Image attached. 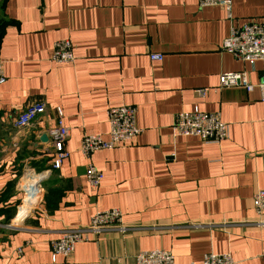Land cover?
I'll list each match as a JSON object with an SVG mask.
<instances>
[{
	"label": "crops",
	"instance_id": "0c3cea01",
	"mask_svg": "<svg viewBox=\"0 0 264 264\" xmlns=\"http://www.w3.org/2000/svg\"><path fill=\"white\" fill-rule=\"evenodd\" d=\"M263 19L264 0H232L230 16L198 0H0V264H135L156 249L174 264H200L208 253L264 264V212L252 205L264 191V102L256 88L219 87L225 74L259 82V62L220 47L232 28ZM60 40L72 45L71 63L50 60ZM34 103L44 114L15 128ZM122 106L134 107L141 133L92 155L103 180L90 187L80 141L106 139V111ZM57 108L68 158L53 170L50 139L39 137L55 128ZM196 111L218 113L227 139L177 137L175 115ZM108 209L120 211L124 231L51 261L63 230Z\"/></svg>",
	"mask_w": 264,
	"mask_h": 264
},
{
	"label": "built area",
	"instance_id": "2783aa9c",
	"mask_svg": "<svg viewBox=\"0 0 264 264\" xmlns=\"http://www.w3.org/2000/svg\"><path fill=\"white\" fill-rule=\"evenodd\" d=\"M199 7H221L230 16L232 0H198ZM221 51L230 54L237 60L253 64H261V74L256 86L249 84L245 73L221 75L220 88H242L251 92L256 88L259 98L264 102V19L260 22L252 21L232 28L227 38L222 41ZM151 60H161L160 55H150ZM50 60L56 64L71 63L74 60L72 45L69 40L56 41L52 45ZM6 78L0 61V85ZM45 106L34 103L26 107L14 120V127L24 128L44 114ZM108 122L107 138L101 135H83L79 152L88 162L85 178L90 187L96 188L103 180V174L90 162L92 155L100 150H111L114 147L133 141L140 133L135 124V109L131 106L110 108L106 111ZM173 131L177 137L197 138L205 145H218L227 139L228 127L221 120L218 113L180 112L174 117ZM69 134L64 125L63 112L56 110L55 128L49 132V141L53 151V170L61 168L68 158V153L62 149V143ZM252 205L257 215L264 212V191L257 190L252 196ZM257 224H261L260 222ZM126 227L118 209H108L95 212L89 223L83 227H73L63 230L58 239L50 243L51 261L57 257L69 258L79 243L88 242L105 232L124 231ZM21 254V251H18ZM135 264H174V257L170 251L151 250L142 251L135 256ZM200 264H234L230 254L203 255Z\"/></svg>",
	"mask_w": 264,
	"mask_h": 264
},
{
	"label": "water",
	"instance_id": "95a60500",
	"mask_svg": "<svg viewBox=\"0 0 264 264\" xmlns=\"http://www.w3.org/2000/svg\"><path fill=\"white\" fill-rule=\"evenodd\" d=\"M48 139H49V136H48V134H43L41 137H39V141L41 142V143H47L48 142ZM24 214V213H23ZM23 217L25 216L26 217V215L24 214V215H22Z\"/></svg>",
	"mask_w": 264,
	"mask_h": 264
},
{
	"label": "bare ground",
	"instance_id": "6f19581e",
	"mask_svg": "<svg viewBox=\"0 0 264 264\" xmlns=\"http://www.w3.org/2000/svg\"><path fill=\"white\" fill-rule=\"evenodd\" d=\"M35 183H36V182H35ZM36 192H37V189H36L35 193H36ZM35 193H34V194H35ZM26 198H27V197H26ZM14 218H15V217H14ZM16 219H17V218H16Z\"/></svg>",
	"mask_w": 264,
	"mask_h": 264
}]
</instances>
